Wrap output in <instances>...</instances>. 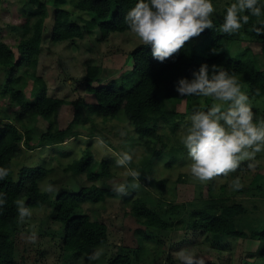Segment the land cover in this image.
<instances>
[{
    "label": "trees",
    "instance_id": "trees-1",
    "mask_svg": "<svg viewBox=\"0 0 264 264\" xmlns=\"http://www.w3.org/2000/svg\"><path fill=\"white\" fill-rule=\"evenodd\" d=\"M27 2L34 11L29 12L22 25L17 45L18 60L11 46L0 39V73L4 72L2 93L10 92L12 101L20 110V125L9 117L0 118V166L10 169L9 175L0 180V193H3L2 198L6 201L0 206V264H19L15 241L19 222L17 201H23L27 207L34 208L50 199V194L40 187V181L47 176L49 168L44 165H22L15 169L13 161L27 152L47 146H60L66 139L82 135L78 130V123L82 107L86 105L84 101H73L74 117L62 128L59 114L62 105L68 103L66 99L48 95L47 84L40 77L35 78L38 86L32 88L30 97L18 88L20 66L37 67L49 15L46 0ZM70 2L83 13L80 19L84 24L72 21V11L55 7L52 27V38L55 41L83 38L86 33L92 34L95 28L100 30L101 40L107 39L111 33L127 32L124 16L137 0ZM225 12L226 8L220 15H212L217 29L223 23ZM255 23L256 18L250 17L249 23L233 34L205 29L199 36L186 41L177 53L163 62L152 57L150 46L139 44L128 54L127 60H132L131 68L116 78L112 76L105 79L106 72L98 65L87 67V91L97 100L88 105L89 110L103 120L120 119L129 122L137 139L147 150L152 144H157L152 147V152L149 151L147 158L133 160L128 165L139 171L138 179L143 180L140 182L145 189L156 188L151 174L157 157L165 150L169 135L186 124L191 115L176 108L178 102L189 98L180 97L176 92V84L181 78L191 79L193 71L198 70L201 64L207 63L210 70L211 65L215 64L235 74L240 84L249 85L252 96L264 97V69L257 66L251 49L248 47L236 55L229 51L230 44L239 39L242 32L252 39L261 38L253 31ZM126 74V78L129 76V84L124 82ZM121 78L122 81H119ZM36 115H41L48 121V127L41 134L33 131L27 122ZM91 128L86 136L100 137L107 145L115 146L107 134L95 126ZM162 130L165 131V137L160 133ZM96 166L89 151L66 166V170L84 173L92 181L77 192L64 191L56 198L55 219L65 226L62 248L66 252L91 256L97 247L109 240L108 226L104 221L93 220L90 215L78 212L86 202L101 203L108 196L117 195L116 191L100 187L96 183L102 176H112L110 165L102 162L100 169ZM130 178L133 179L131 176ZM215 189L214 185H208L202 198L197 199L167 198V204L162 207H152L142 197L131 199L129 191L125 199L131 203L132 215L146 226L169 229L180 224L186 225L188 230H201L214 236L255 239L263 243L260 257L264 260V221L256 228L251 223H244L243 218L249 214L248 208L242 201L232 200L242 192L249 199L261 196L264 198V189L259 186L255 189L239 188L229 193L222 186L223 192L219 195ZM254 207L257 208L258 205L255 204ZM111 264H131V258L126 254H119Z\"/></svg>",
    "mask_w": 264,
    "mask_h": 264
},
{
    "label": "rangeland",
    "instance_id": "rangeland-1",
    "mask_svg": "<svg viewBox=\"0 0 264 264\" xmlns=\"http://www.w3.org/2000/svg\"><path fill=\"white\" fill-rule=\"evenodd\" d=\"M48 18L46 31L43 35L41 52L37 67L21 65L19 70L20 82L18 88L26 96L32 88H36L35 78H42L47 84L48 95L66 99L68 103L62 105L59 114L60 127L65 128L74 117L73 101H84L82 114L79 119L78 130L83 134L66 139L60 146H47L27 152L13 161V168L22 165H44L49 168L47 176L40 181V187L51 183L55 186L50 199L42 206L30 208L32 216L22 223L19 219L15 234L16 253L19 264H111L113 258L119 254H126L131 258V264H180L177 254L181 249L191 248L196 254L202 255L206 264H264L260 257L263 243L251 238H236L228 236H214L201 230H188L185 226L175 224L169 229L149 227L140 223L131 213V203L126 201V195H110L104 202H86L78 211L90 215L93 220L104 221L108 226L109 240L94 251L99 256L90 260L81 253L66 252L62 248L65 235V226L55 219L57 211V196L64 191L77 192L82 186L91 184L84 173H75L66 170L71 162L89 151L97 163L106 162L110 165L112 176H102L96 183L103 188L114 190L120 184L127 185L131 199L142 197L152 207H162L167 203L165 199H197L202 198L205 188L209 185L216 187L219 195L223 192L222 186L231 193L239 188L264 189V151L257 153L254 159L241 161L240 166L226 176L214 177L207 182L194 181L190 174V160L187 150L179 143L178 133L168 137L165 150L158 155L153 167L151 178L155 181V189H145L141 186L142 179H131L126 174L128 166H116V159L124 152H132L134 161H140L149 156L154 146L147 150L137 139L132 125L120 119L103 120L92 113L88 105L97 102L96 97L87 91V67L98 65L104 69L105 79L119 77L131 68L132 60L128 61V54L139 44V40L130 31L111 33L107 39L101 40V33L95 28L92 34H85L83 38L55 41L52 38L54 22V8L59 6L73 12L72 21L83 25L80 17L83 13L77 10L70 0H46ZM213 15H220L230 5L232 0H212ZM34 9L27 0H0V39L5 40L19 58L17 48L21 38L22 25ZM251 53L259 68L264 69V36L257 39L241 33L239 39L229 46L232 55L247 49ZM3 71L0 73V118L9 117L17 124L19 108L11 99V93H2L1 83ZM128 74L124 76L125 84ZM123 78V77H122ZM122 78L119 81H122ZM123 78V79H124ZM123 83V82H122ZM242 91L249 96V103L254 112V121L264 120V97L256 98L251 95L250 87L241 84ZM211 98L189 97L177 103L179 111L192 114L196 110H207L212 105ZM30 127L41 134L48 127V121L41 115L34 116ZM97 127L107 134L115 146L105 147L97 143L100 137H88L87 131ZM165 137V131L160 132ZM160 141V140H158ZM160 143V142H159ZM252 164V167H249ZM239 178L240 187H230L233 180ZM143 181V180H142ZM132 184H138L136 188ZM115 191V190H114ZM237 193V192H236ZM242 201L249 210L244 217V223H251L253 227L260 226L264 221V198L245 197L244 192L238 193L232 199ZM257 204L258 207H254ZM181 223V222H180ZM249 230V229H248Z\"/></svg>",
    "mask_w": 264,
    "mask_h": 264
},
{
    "label": "clouds",
    "instance_id": "clouds-1",
    "mask_svg": "<svg viewBox=\"0 0 264 264\" xmlns=\"http://www.w3.org/2000/svg\"><path fill=\"white\" fill-rule=\"evenodd\" d=\"M214 11L212 0H137L126 12L124 23L128 31L151 47L152 57L161 62L205 29L233 34L248 24L250 17L256 18L253 31L257 36H264V0H232L218 29L212 19ZM176 92L180 97H204L213 101L207 110L194 111L178 133L179 143L187 150L194 181L207 182L226 176L234 172L241 161L254 159L257 153L264 151V120L254 121L249 96L242 91L235 74L215 64L210 70L204 63L193 71L191 79L181 78L177 82ZM97 143L105 147L103 139H98ZM133 160L132 152L124 151L116 159V166H128ZM9 172L10 169L0 166V180ZM126 174L134 180L140 176L133 168L127 169ZM138 186L132 184L133 188ZM240 186L239 178L230 185ZM42 190L53 192L55 186L48 183ZM114 190L120 195L128 194L125 184ZM2 197L0 193V206L6 203ZM17 211L22 223L32 216L23 201H17ZM98 256V252L93 253L89 259ZM177 258L180 264H206L205 258L191 248L181 249Z\"/></svg>",
    "mask_w": 264,
    "mask_h": 264
}]
</instances>
